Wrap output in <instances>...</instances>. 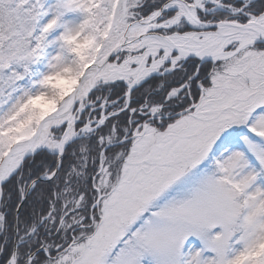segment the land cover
Returning a JSON list of instances; mask_svg holds the SVG:
<instances>
[{"label":"snow or ice","instance_id":"snow-or-ice-1","mask_svg":"<svg viewBox=\"0 0 264 264\" xmlns=\"http://www.w3.org/2000/svg\"><path fill=\"white\" fill-rule=\"evenodd\" d=\"M0 264H264V0H0Z\"/></svg>","mask_w":264,"mask_h":264}]
</instances>
